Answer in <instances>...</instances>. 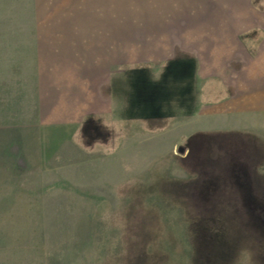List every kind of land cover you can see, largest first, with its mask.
Wrapping results in <instances>:
<instances>
[{
	"label": "rangeland",
	"instance_id": "374dc122",
	"mask_svg": "<svg viewBox=\"0 0 264 264\" xmlns=\"http://www.w3.org/2000/svg\"><path fill=\"white\" fill-rule=\"evenodd\" d=\"M69 8L0 0V264H264V141L241 130L258 124L225 109L175 123L264 66V0H122L117 108L76 119L38 83L67 65L37 56L64 39ZM199 19L232 37L221 75L199 76L188 53L153 59L150 36L192 39Z\"/></svg>",
	"mask_w": 264,
	"mask_h": 264
},
{
	"label": "crops",
	"instance_id": "0c3cea01",
	"mask_svg": "<svg viewBox=\"0 0 264 264\" xmlns=\"http://www.w3.org/2000/svg\"><path fill=\"white\" fill-rule=\"evenodd\" d=\"M67 3L70 5L69 9L72 10V15L69 18L68 32L64 39L59 40V37L50 38L49 43L52 47L49 55H43L42 53V49H45V41L40 43L41 55H38L37 59L67 60V65L60 63L61 66L59 67L62 70L59 71V74L58 72L51 75H47L45 72L44 74H39L38 83L40 89L44 92L43 97L47 98L50 96V99H52V93H55L56 96L53 101L56 99L61 101L63 104L60 107L66 110L64 113L75 119L79 115L89 113L93 109L101 110L100 113L111 114L110 112L112 111L110 110H115L118 103V101H115L116 97L113 94L117 91L115 78L121 75L123 65L122 16L120 14L122 11V0H67ZM148 10L150 9L148 8ZM209 10L216 11L213 3L205 11ZM78 13H84L85 15H81L82 18H80ZM199 21L201 22L202 20L199 19ZM218 22L205 19L202 21V25L203 23L205 24L203 25L204 28L200 23L201 31L194 34L192 39L187 36L181 39L178 33L175 41L171 40L170 36L163 35L161 38L155 37L156 39L150 36L148 44L158 45L161 43V46L150 48L149 52H151L153 59L158 57L164 59L170 53L175 52L188 53L193 55L199 63V76L221 75L218 72L222 67L217 55L218 43L227 44L233 40L232 37L224 35V39L219 41L218 36H213L209 34V31H206L207 27L211 29L218 26ZM220 22H223V26L224 23L225 26H228L226 20H221ZM91 28L96 30L90 31ZM171 42L174 44L172 45ZM37 44L39 46V41ZM220 48L222 51H227L225 58L221 59L229 60L232 58L230 55L229 57L227 56L229 52L228 46H221ZM203 51L208 52L210 55L208 57L210 61L208 65L203 61L205 60ZM229 53L232 54L233 52ZM214 54L217 55L218 61ZM133 56L135 55L130 53V61L135 60ZM206 68L207 71H205ZM249 73V80H245V83H242L240 87L238 85L237 89H234L235 92L242 90L241 94L227 97L223 102L219 101L217 106L213 107L215 109L203 111L204 113L202 111L197 112L188 120L175 123H201L204 118V121L209 120L210 122L213 114L225 109L219 113H223L226 118L232 119V116L235 115L237 119L241 118L243 123H257L258 126L252 128L244 126L241 130L244 133L257 135L259 140L264 141V66L261 64L257 73ZM236 102H241V104ZM236 112L241 113L236 115L238 114ZM113 113L115 117L116 112L114 111ZM253 120H257V122ZM226 129L240 128L231 126V128Z\"/></svg>",
	"mask_w": 264,
	"mask_h": 264
},
{
	"label": "water",
	"instance_id": "95a60500",
	"mask_svg": "<svg viewBox=\"0 0 264 264\" xmlns=\"http://www.w3.org/2000/svg\"><path fill=\"white\" fill-rule=\"evenodd\" d=\"M179 151H181V152H182V151H183V148H182V147H180V148H179Z\"/></svg>",
	"mask_w": 264,
	"mask_h": 264
}]
</instances>
